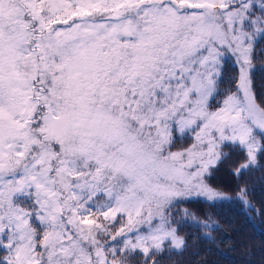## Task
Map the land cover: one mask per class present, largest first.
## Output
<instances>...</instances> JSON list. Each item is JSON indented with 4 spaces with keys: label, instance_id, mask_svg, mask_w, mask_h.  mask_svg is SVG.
<instances>
[{
    "label": "snow or ice",
    "instance_id": "snow-or-ice-1",
    "mask_svg": "<svg viewBox=\"0 0 264 264\" xmlns=\"http://www.w3.org/2000/svg\"><path fill=\"white\" fill-rule=\"evenodd\" d=\"M257 185L264 0H0V264H210Z\"/></svg>",
    "mask_w": 264,
    "mask_h": 264
},
{
    "label": "trees",
    "instance_id": "trees-1",
    "mask_svg": "<svg viewBox=\"0 0 264 264\" xmlns=\"http://www.w3.org/2000/svg\"><path fill=\"white\" fill-rule=\"evenodd\" d=\"M261 83L257 79V84ZM215 184L222 185L227 192L234 187L233 178L225 171L217 173ZM256 209L264 204V188L257 185L254 195L250 198ZM195 211L203 215L208 212L213 220H219L227 231L226 239L237 241L235 250L221 245V250L213 249L208 259L210 264H246L241 254L239 242L250 244L254 249V255L250 259L253 264H261L264 257V216L253 214L239 205H228L224 207L210 208L207 204L193 205Z\"/></svg>",
    "mask_w": 264,
    "mask_h": 264
}]
</instances>
